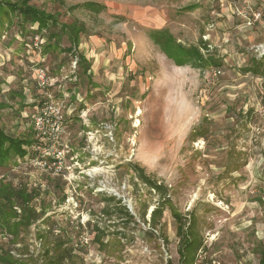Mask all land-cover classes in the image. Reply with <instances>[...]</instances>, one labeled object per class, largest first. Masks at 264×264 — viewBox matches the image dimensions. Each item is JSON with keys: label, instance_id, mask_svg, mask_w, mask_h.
Instances as JSON below:
<instances>
[{"label": "rangeland", "instance_id": "374dc122", "mask_svg": "<svg viewBox=\"0 0 264 264\" xmlns=\"http://www.w3.org/2000/svg\"><path fill=\"white\" fill-rule=\"evenodd\" d=\"M63 1L31 3L82 25L72 52L67 37L51 53L34 47V34L0 12V129L35 130L33 114L46 98L35 68L48 67L64 122L59 131L47 128L66 150L72 177L70 183L32 165L36 151L20 167L0 166L6 182L46 183L45 219L21 226L14 241L0 236V249L43 264L53 240L39 235L57 226L73 248L64 264L177 262V213L186 223L196 219L205 245L198 264H262L264 57L258 72L248 68L263 56L264 0H251L262 12L253 24L244 0L236 8L232 0ZM87 1L106 7H73ZM160 28L220 64H175L150 35ZM80 54L89 69L78 64ZM133 164L167 193L142 182Z\"/></svg>", "mask_w": 264, "mask_h": 264}, {"label": "trees", "instance_id": "16d2710c", "mask_svg": "<svg viewBox=\"0 0 264 264\" xmlns=\"http://www.w3.org/2000/svg\"><path fill=\"white\" fill-rule=\"evenodd\" d=\"M32 0H0V12L5 15L15 16L19 24V30L22 33L30 31L33 37L40 34L44 37L43 51L46 53L54 52L60 45L61 40L67 37L71 42L70 47L65 50L72 52L81 42V35L85 33L82 25L77 21L61 22L58 11L48 12L33 3ZM60 5L64 4L63 0H53ZM87 7L94 12H100L106 6L99 2L87 1L73 6L74 8ZM37 24L36 29L31 26ZM151 37L160 46L168 58L173 59L177 65L193 64L197 67H206L208 65H219L218 59L212 56H205L198 46H188L179 42L175 36L167 29L160 28L151 30ZM255 58V67L248 68L255 72L259 71L258 66L261 65V59ZM77 62L84 70L89 69L90 63L86 56L80 54ZM49 73L50 69L45 67ZM30 117V116H28ZM38 143L35 136V130L31 129L24 135H12L3 129H0V166L16 164L18 158L25 159L32 157L35 152L34 145ZM131 165V164H130ZM132 166V165H131ZM133 170L136 171L142 182L147 184L151 189L165 195L167 188L159 184L157 180L148 176L144 168L133 164ZM49 174V173H48ZM30 188V189H29ZM40 187H28L25 184L15 185L12 182L0 179V227L13 235L12 240L17 238L18 229L21 226H30L46 213L45 205H42V194ZM111 199H115L112 197ZM40 204L41 210H37V204ZM120 204V201H117ZM21 209L18 212L17 208ZM156 208L152 210V216L156 215ZM178 221L177 234L180 237L178 245L179 260L173 262L168 261L167 264H198L199 253L204 248V239L197 230L195 217H192L188 223L184 222L181 215L175 213ZM187 224V225H186ZM52 238L51 245L43 252V264H64L68 258H73V248L70 240L61 234H54L53 229L49 228V232H42L40 240L45 237ZM262 264H264V252L262 253ZM0 264H26L22 259L11 253V249H0Z\"/></svg>", "mask_w": 264, "mask_h": 264}, {"label": "built area", "instance_id": "2783aa9c", "mask_svg": "<svg viewBox=\"0 0 264 264\" xmlns=\"http://www.w3.org/2000/svg\"><path fill=\"white\" fill-rule=\"evenodd\" d=\"M244 3L247 9H251L252 14L251 16L245 15L248 24H253L259 21L262 17V12L259 10H253L251 0H244ZM237 4L238 0L231 1L232 7L236 8ZM33 38L34 39L30 44L34 47H39L45 41L44 37L40 34H36ZM33 46L30 47L32 48ZM259 50L261 52L260 48ZM261 53L264 55V49H262ZM214 73H220V70L215 69ZM55 79L56 78L52 77L44 66L40 65L35 68L34 81L39 89L45 94L46 98L42 99L39 104H37L41 107H39L37 112L33 115L36 138L38 139V143L34 145V150L38 156L31 160V164L39 167L44 172L65 177L71 183V171L65 164V157L67 155L66 150L59 145L60 140L51 139L50 132L47 128V125L51 124L55 126V130L59 131L61 124L64 122V115L61 112L60 107L53 103V95L51 90H49V87L55 84ZM56 133L58 136V132ZM49 140L53 142H50ZM40 189L41 191H44L46 189V183H41ZM69 189L71 188L69 187ZM70 193L71 195L69 197L73 198V191Z\"/></svg>", "mask_w": 264, "mask_h": 264}, {"label": "crops", "instance_id": "0c3cea01", "mask_svg": "<svg viewBox=\"0 0 264 264\" xmlns=\"http://www.w3.org/2000/svg\"><path fill=\"white\" fill-rule=\"evenodd\" d=\"M34 115V114H33ZM29 116V115H28ZM30 158H26L25 157V159H22V158H18V160L16 161V164H13L11 167L12 168H15L16 166L17 167H20L21 165V163L23 162V161H25V160H29ZM4 177H5V175L3 174V175H1L0 176V179H4ZM24 181H25V184L26 185H28V187H32V186H34V187H40V185H41V183H39V184H37L36 182H29V181H27V180H25V179H23V180H18V182H15V180H10V182H12L13 184H15V185H18V184H20V183H22V184H24ZM30 189V188H29ZM17 208V210H18V212H21V209L19 208V207H16ZM37 210L38 211H40L41 210V207H40V204H37ZM44 216H45V214H44ZM44 216H42L41 218H39L37 221H42L43 219H45L44 218ZM36 221V222H37ZM43 223V222H42ZM41 224V223H40ZM48 229H49V226H48ZM53 232H57V234L58 233H60V229L57 227V226H54L53 228ZM0 236H2L3 238H7L8 239V241H11L12 240V238H13V235L11 234V233H9L8 231H6V230H4V229H2V227H0ZM2 237H0V239H2ZM40 239V238H39ZM41 241V240H40ZM11 251H13V250H11ZM14 252V251H13ZM12 253V252H11Z\"/></svg>", "mask_w": 264, "mask_h": 264}, {"label": "bare ground", "instance_id": "6f19581e", "mask_svg": "<svg viewBox=\"0 0 264 264\" xmlns=\"http://www.w3.org/2000/svg\"><path fill=\"white\" fill-rule=\"evenodd\" d=\"M139 113V112H138Z\"/></svg>", "mask_w": 264, "mask_h": 264}]
</instances>
